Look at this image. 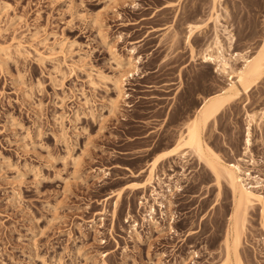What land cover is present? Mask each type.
<instances>
[{"label": "rangeland", "instance_id": "obj_1", "mask_svg": "<svg viewBox=\"0 0 264 264\" xmlns=\"http://www.w3.org/2000/svg\"><path fill=\"white\" fill-rule=\"evenodd\" d=\"M225 5L236 50L254 52L264 0ZM210 7V0H0V47L20 41L25 48L22 56L13 48L10 56L0 53V264H222L229 193L225 187L217 197L191 156L182 163L185 176L178 177L179 161L157 168V175H175L182 186L164 210L174 216L173 235L159 207L158 225L143 220L148 192L125 191L115 211L114 198L103 201L144 178L112 169L102 180L99 173L116 165L137 173L184 132L199 103L193 92L214 93L211 68L191 62L184 42L187 27L204 24ZM203 28L205 35L196 31L192 42L197 52L211 41L212 25ZM112 52L140 57L143 75L127 82L130 107L121 103L114 115L108 105L113 86L88 83L90 71L116 74ZM192 71L207 76L195 85ZM249 98L246 110L240 101L219 120L220 134L211 133L208 143L233 161L244 150L245 114L255 113L250 149L258 166L252 175L263 179L264 197V80ZM246 221L239 258L264 264L257 206Z\"/></svg>", "mask_w": 264, "mask_h": 264}, {"label": "bare ground", "instance_id": "obj_2", "mask_svg": "<svg viewBox=\"0 0 264 264\" xmlns=\"http://www.w3.org/2000/svg\"><path fill=\"white\" fill-rule=\"evenodd\" d=\"M210 6V13L205 23L203 22L204 24L189 25L187 27L184 42L189 50L191 62L199 61L203 66L211 68L212 71L210 72L215 79L212 82V88L215 90L214 93L203 97L197 93L198 91L193 92V96L196 97L199 103L192 112L191 118L186 121L184 132L179 133L172 148L156 154L148 165L137 173H134L130 168L117 165L115 167L100 169L99 173L102 174V180L108 178L112 169L125 171L129 174L128 177L132 179L144 178L142 182L125 184L117 194H109L103 201L114 198L115 211L117 202L125 191H140L144 194L148 192L147 196H143L148 204L145 208L143 220L156 226L158 225V221L154 218L157 213L156 207L161 209V217H166L168 213L164 210L166 207H171L173 195L180 193L182 190V186L178 182L179 178L175 180L173 177L175 175L171 176L166 172H162V175L159 176V174L157 175V168L161 164L167 165L169 163V165H172L173 162L176 161L178 163L177 161H179L180 163L178 164L181 167L179 177L180 175H184V164L188 160L187 156H191L190 159H194L207 176L211 178L212 185L217 192V197H221L222 193H224L223 191L227 192L226 190H228L231 208L222 241L225 253V260L222 264H242L238 255L240 239L246 228L245 221L247 214L251 208L254 209V206L258 208L261 229L264 231V197L259 193L263 179L252 175V169L258 166V161L254 158L250 149L252 145V124L256 121V114H249L248 112L245 114L247 125L243 138L244 150L233 161L230 162L224 159L217 152L216 148L208 143V138H210L211 133L220 134L218 130L219 120L227 116L231 109L239 104L240 101H246L243 106V109L246 110V106L250 102L249 94L264 80V29L257 37L259 44L254 52H250L249 49L238 52L235 47L237 39L232 34L231 28L227 23V19L231 17V14L225 5V0H210ZM209 25H212L211 41L205 49L197 52L192 44L194 35L199 30H202V34L205 35L206 32L203 26L207 27ZM12 48L19 56H22L23 52L21 53V51L25 50L24 44L16 41L12 46L0 47V53L6 56ZM58 49L59 53H63L64 43H60ZM135 51V48L132 47L130 50L131 56L135 55ZM53 54L56 53L53 52ZM112 55L116 64L115 70H118L116 74L107 76L102 72L93 74V71H90L88 83L92 88H96L100 83H109L113 86L115 98L111 99L108 105L109 113L114 115L117 109H119V104L122 103L125 107H130L125 102L129 97L124 88L127 82L134 77L140 76L142 78L143 75L139 71L140 57L130 56L127 59H122L117 57L114 52H112ZM238 62H241V65L236 67ZM192 72L196 74L194 71ZM206 76V72L199 71L194 76L195 85H197L198 80L204 79ZM218 79L224 80L223 86H218L220 84L216 85ZM84 105H89L87 99ZM263 113L261 111L260 119H263ZM79 162V158L73 160L76 166H78ZM182 163L184 164L182 165ZM172 167L168 171L173 172ZM225 187L227 188L226 190H224ZM150 201H153V204H149ZM100 214L103 215L104 212ZM168 216L167 232L169 235H173L175 234L173 228L174 216L170 213ZM135 227H137L136 224L132 226L133 230H135ZM189 256L193 259L199 257L195 251H190Z\"/></svg>", "mask_w": 264, "mask_h": 264}]
</instances>
